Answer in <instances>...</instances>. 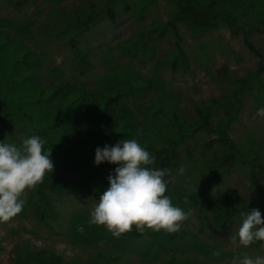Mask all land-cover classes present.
<instances>
[{"label":"rangeland","instance_id":"1","mask_svg":"<svg viewBox=\"0 0 264 264\" xmlns=\"http://www.w3.org/2000/svg\"><path fill=\"white\" fill-rule=\"evenodd\" d=\"M224 1L237 14L235 29L222 22L198 33L177 24L179 53L174 29L165 31L177 6L164 0H0V91L10 96L21 90L19 109L23 103L37 109L34 119H23L13 101L0 99V141L19 144L39 135L53 151L51 174L64 183L58 187L61 191L48 190L46 202L53 214L45 221L29 204L34 187L23 210L0 222V264H22L25 252L36 256L40 251L53 253L60 264H242L245 256H264L259 242L238 245L241 215L218 227L210 208L217 198L227 205L257 204L259 184L264 191V176L253 164L264 166V117L257 116V109L264 107V0ZM109 8L114 16H108ZM88 18L94 22L77 43L90 65L82 74L70 38L73 24ZM177 53L180 60L173 66L170 58ZM128 79L143 86L144 96H128L117 108L134 122L142 147L155 158L156 151L166 147L144 110L157 102L162 104L157 121L165 132L179 123L188 133L178 145L180 163L168 169L167 178L193 192L195 199L181 207L188 219L179 232L150 231L139 240L116 242L102 226L90 223L99 202L98 187L102 194L108 177L57 157L49 144L58 138L47 132L68 131L69 126L60 124L61 117L45 120L39 107L46 103L42 93L51 91L46 85L67 83L96 93ZM219 101L232 102L237 109L228 127L241 151L236 160H224L229 151L217 141V133L197 129L200 111L214 123L225 118ZM94 157L95 152L93 164ZM97 167L114 173L116 165L104 162Z\"/></svg>","mask_w":264,"mask_h":264},{"label":"trees","instance_id":"2","mask_svg":"<svg viewBox=\"0 0 264 264\" xmlns=\"http://www.w3.org/2000/svg\"><path fill=\"white\" fill-rule=\"evenodd\" d=\"M148 4L156 0H146ZM177 6V13L174 18L167 24L165 31L168 27H171L175 31V35L178 39L179 45V33L177 24H186L194 32L202 33L218 27L222 22L228 24L232 29L236 27V20H238L237 14L234 13L224 0H164ZM20 4V2H19ZM143 7H147V5ZM108 16H114L112 9H107ZM94 22V18H88L85 22H76L73 24V36L70 38V45L72 51L75 54V66L80 73H84L90 67L89 63L84 57V53L77 47L78 38L85 34L91 24ZM151 29V28H150ZM247 46L254 53L263 58L256 48L246 41ZM179 53L172 55L170 61L173 66H177ZM122 80L126 77L119 76ZM127 84H107L103 90L96 93L89 91H82L78 87H73L71 84H60L59 86H49L50 92H43L42 97L46 100V103L41 104V112L45 114V120L51 117L52 120L62 118L60 124L69 126L68 131L57 129L54 132L48 131L47 135L52 139L58 138L50 142V147H54L55 154L68 163H79L86 165L93 173L98 176L108 177L110 172L98 168L93 164L92 153L95 152L97 147H103L105 144L114 145L122 139H141V133L136 127L134 122L129 121L125 114L121 113L117 108L123 103V101L129 97L139 96L143 98L144 88L141 84H135V79H128L124 81ZM247 85V84H246ZM244 88V84H242ZM5 93L0 91V99L3 97L10 101H13L17 105V113L23 119H34L37 109L27 107L26 103L21 104L19 109L18 105L24 98L21 90H18L14 95H4ZM218 104L222 106L225 111V118L217 123L211 121V116L200 111L201 123L197 129L202 128L204 131L214 132L218 134L217 141L220 142L222 147L227 149L229 153L224 160H236L240 157L241 151L235 144L233 139L229 136L228 127L235 120L234 112L236 106L232 102L219 101ZM23 108V111L21 110ZM148 111V119L152 121L150 127L154 129L162 139L166 141V147L156 151L155 167L161 169H175L180 163L178 145L182 139H184L188 133L182 130L180 124L170 125V133L165 132V128L157 121L158 115L162 110V104L157 102L155 105H148L145 109ZM50 121H47V123ZM60 130V132L58 131ZM47 149V148H45ZM48 150V149H47ZM50 151V150H49ZM53 152V151H51ZM65 153V154H64ZM248 161V160H243ZM255 166L259 168L260 176H264V166H261L256 161L253 162ZM167 192L166 195L170 196L172 203L175 206L183 207L188 202L193 201L195 198L194 193L189 190L172 184L167 176ZM59 185H64L56 175L49 173V176H45L42 183L35 186L32 200L30 205L33 204L38 216L42 221L48 219L53 210L51 205L46 202L48 190L61 191L58 188ZM260 201L257 204L246 205H227L220 198L211 202L210 208L214 211L213 223L218 227L226 226L231 219L241 213L247 212L252 208H258L261 211L262 218H264V191L262 185L259 184ZM101 187H98L96 198L99 199ZM103 227V226H102ZM94 231L96 228H94ZM104 233L110 234L111 238L116 242H125L130 240H139L145 237L152 229L145 227L143 231H137L135 226L132 230L122 234L119 238H114L111 233L103 227ZM96 232V231H95ZM22 264H60L58 258L51 252L40 251L36 256L31 255L30 252H25L22 257Z\"/></svg>","mask_w":264,"mask_h":264},{"label":"clouds","instance_id":"3","mask_svg":"<svg viewBox=\"0 0 264 264\" xmlns=\"http://www.w3.org/2000/svg\"><path fill=\"white\" fill-rule=\"evenodd\" d=\"M264 117V107L257 109ZM46 141L32 134L16 142L0 141V222L19 214L27 201V192L42 183L53 170L51 150ZM116 165L108 176L107 189L90 213V223L105 227L114 238L132 230L169 234L181 230L187 213L172 203L167 192V169L153 167L155 157L136 139H122L114 145L95 149L94 164ZM183 174L184 169L180 168ZM238 245L264 247V218L258 208L241 213ZM237 244V240H233ZM242 264H264V256H245Z\"/></svg>","mask_w":264,"mask_h":264}]
</instances>
